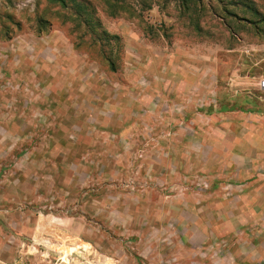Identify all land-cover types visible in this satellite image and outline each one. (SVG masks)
<instances>
[{"label":"rangeland","instance_id":"obj_1","mask_svg":"<svg viewBox=\"0 0 264 264\" xmlns=\"http://www.w3.org/2000/svg\"><path fill=\"white\" fill-rule=\"evenodd\" d=\"M24 37L62 51L60 67L44 65L55 64L52 56L41 66L25 67L26 74L10 65V56L4 59L7 66L0 67V111H10L11 100H20L15 120L9 114L2 116L3 125L10 122L19 130L15 137L3 139L7 150L0 154L2 206L10 205L9 196L17 193L13 188L20 177L17 189L23 194L17 205L33 207L35 230L24 231L28 246H21L19 254L32 257L33 264H123L125 257L138 255L136 236L126 230L122 209L128 196L134 201L143 189L158 185L141 183L143 177L152 176V168L141 164L143 151L131 146L126 158L121 151L123 135L110 136L108 142L97 135L95 142L116 143L117 149L111 151L114 165L96 166L93 133L69 135L77 117L82 126L91 125L86 116L93 111L94 94L109 97L112 106V84L121 89L127 79L133 85L126 89L137 94V67L124 71L125 61L132 58L129 52L188 45L194 53L189 71L211 85L204 88V99L219 104L232 96L242 108H264V89L259 85L264 78V0H0V51L8 55V49ZM218 72L226 82L236 78L233 88L214 82ZM28 74L35 87L42 82L41 92L29 85L30 94L25 95L27 87L22 84L31 80ZM15 76L19 80L11 87L21 84L26 90L17 96L5 88ZM60 95L73 103L59 102ZM165 133L164 137L169 135ZM156 137L162 135H149L146 147ZM10 138L18 139L13 151L8 148ZM61 144L72 160L60 161ZM45 161L49 166L43 167ZM158 188L166 195L170 186ZM65 220L73 225L64 226Z\"/></svg>","mask_w":264,"mask_h":264},{"label":"crops","instance_id":"obj_2","mask_svg":"<svg viewBox=\"0 0 264 264\" xmlns=\"http://www.w3.org/2000/svg\"><path fill=\"white\" fill-rule=\"evenodd\" d=\"M27 39L24 37L15 43L14 49H8V55L0 51V67L7 66L4 59L8 56L11 57L10 65L18 68L15 70L22 69L25 74L28 70L25 67L41 66L49 56L56 59L55 64L48 62L45 66H61L62 51L54 46L46 47L43 41L29 42ZM37 44L43 47L36 49ZM189 49L184 44L149 53L128 50L132 58L125 61L124 71L129 73L137 67L134 81L139 88L137 94L131 95L126 89L133 85L129 84V79L121 89L118 84H112L115 90L111 89L112 106L109 97L94 94L93 108L90 107L93 111L86 116L91 125L82 126L76 122L80 118L77 117L69 130L70 138L85 131L93 133V164L111 166L114 165L112 152L117 144L95 140L99 135L108 142L112 141L110 136L121 134L126 140L122 143L125 147L121 145L125 157L128 158L132 146L143 151L141 164L152 168V176L143 177L141 183L170 186L166 195L156 185L152 190L143 189L136 200L131 201L128 196L124 202L122 213L127 220L126 230L136 236L133 245L138 255L125 257L121 261L123 264H264V108H242L232 96L219 104L204 99L201 96L204 88L211 85L207 79L197 80L194 71H189L188 64L193 62L194 54ZM25 76L31 79L29 74ZM220 76L218 72L214 80L217 85L228 84L233 88L236 78L226 82ZM32 79L22 84L27 92L21 89V84L12 88L18 76L5 88L14 96L18 92L29 95V85L41 92L42 82L35 87ZM63 96H59V102L66 99L64 103H73L66 97L62 99ZM11 101L10 111H0V154L7 147L3 139L15 137L19 132L10 122L2 124L4 114H9L11 120L17 114L14 111L20 100L16 97ZM165 132L169 133L166 137ZM153 134H161L162 138L156 137L153 145L146 147L144 140ZM17 140L10 138L9 142L13 143L8 144V148L11 151ZM63 145H58L60 161L71 159ZM46 163L43 167L49 166ZM20 182L18 177L16 185ZM17 186L13 188L17 193L9 196L8 207L2 206L4 198L0 194V264H33L32 257L21 258L19 248L28 246L24 231L34 233L31 215L35 213L33 207L17 205L23 194ZM29 197L27 194L26 198ZM65 223L73 225L72 221L65 220L64 226Z\"/></svg>","mask_w":264,"mask_h":264},{"label":"built area","instance_id":"obj_3","mask_svg":"<svg viewBox=\"0 0 264 264\" xmlns=\"http://www.w3.org/2000/svg\"><path fill=\"white\" fill-rule=\"evenodd\" d=\"M259 85L261 89H264V78L260 80Z\"/></svg>","mask_w":264,"mask_h":264}]
</instances>
